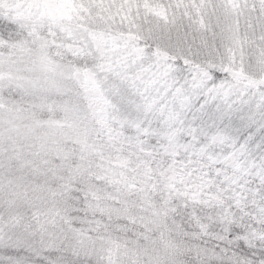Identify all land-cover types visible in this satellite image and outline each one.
Here are the masks:
<instances>
[{
    "label": "snow or ice",
    "instance_id": "obj_1",
    "mask_svg": "<svg viewBox=\"0 0 264 264\" xmlns=\"http://www.w3.org/2000/svg\"><path fill=\"white\" fill-rule=\"evenodd\" d=\"M0 264H264V0H0Z\"/></svg>",
    "mask_w": 264,
    "mask_h": 264
}]
</instances>
